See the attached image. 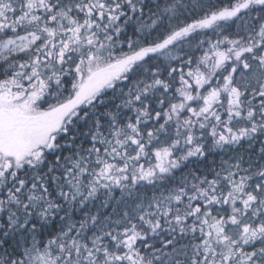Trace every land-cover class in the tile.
Instances as JSON below:
<instances>
[{"label": "snow or ice", "instance_id": "snow-or-ice-1", "mask_svg": "<svg viewBox=\"0 0 264 264\" xmlns=\"http://www.w3.org/2000/svg\"><path fill=\"white\" fill-rule=\"evenodd\" d=\"M0 264H264V0H0Z\"/></svg>", "mask_w": 264, "mask_h": 264}]
</instances>
